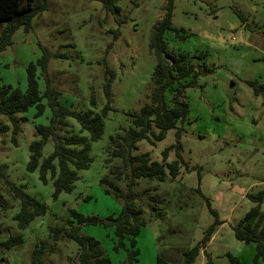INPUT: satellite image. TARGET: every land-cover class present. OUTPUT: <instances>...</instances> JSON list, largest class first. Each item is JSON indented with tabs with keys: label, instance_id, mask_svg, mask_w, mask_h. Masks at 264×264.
Returning a JSON list of instances; mask_svg holds the SVG:
<instances>
[{
	"label": "rangeland",
	"instance_id": "1",
	"mask_svg": "<svg viewBox=\"0 0 264 264\" xmlns=\"http://www.w3.org/2000/svg\"><path fill=\"white\" fill-rule=\"evenodd\" d=\"M41 5L30 19V30L18 28L0 53V87L11 84L24 89L26 65L45 50L60 55L49 57L45 73L37 68L40 91L49 79L61 91L62 104L100 112L107 103L109 84L111 108L103 118L100 138L89 142V166L78 171L70 192L61 191L56 198L49 174L45 183L39 169L26 167L29 144L38 138L35 124H47L50 109L37 117L34 106L17 113L16 133L8 117L0 114V125H8L0 131V165L15 185L45 206L43 214L20 228L13 218L19 199L0 177V264H32L33 250L41 243L43 264H76L77 243L67 238L53 241L50 236V228L66 225L67 219L78 225L80 234L98 241L109 264H188L185 252L202 241L214 221L218 224L210 240L189 264H208L207 256L216 264H229L230 256L235 264H264L261 258L254 260L255 243H244L233 232L256 204L248 195L264 189V0H116L110 7L99 0H42ZM168 6L172 28L163 32L166 49L204 53L191 60L209 70L185 90L188 112L180 132L169 129L163 139L150 143L148 138L153 140L157 132L152 126L148 138L138 140L131 151L160 161L162 150L177 144L168 161L177 155L181 159L175 178L134 180L135 202L145 220L136 236L134 256L128 238L114 248L113 226L77 224L71 210L106 220L122 208V199L105 192L100 178L121 163L117 158L106 165L111 137L134 127L131 114L150 101L156 65L150 38ZM6 23L0 21V33ZM171 94L166 91L167 101ZM67 121L70 132L88 137L77 120ZM53 150L49 138L40 161ZM128 179L117 181L123 193ZM154 194L162 200H152ZM260 210L264 213V195ZM17 235L18 243L3 245Z\"/></svg>",
	"mask_w": 264,
	"mask_h": 264
},
{
	"label": "trees",
	"instance_id": "2",
	"mask_svg": "<svg viewBox=\"0 0 264 264\" xmlns=\"http://www.w3.org/2000/svg\"><path fill=\"white\" fill-rule=\"evenodd\" d=\"M104 6L110 7L116 0H99ZM42 0H0V21H7L3 31L0 33V53L12 42L14 32L22 27L24 32L30 30V19L34 12L42 7ZM172 28L171 8L168 6L164 17L154 27L150 47L156 57V65L152 72L153 91L148 103L140 108L139 113L133 116L134 127H129L123 134H116L111 137L112 147L105 160L106 165L120 159V165L109 167L107 173L100 178V183L105 186V192L112 193L116 198L123 201L122 208L118 215L110 216L106 220L96 216H83L75 210L71 214L77 218V224H103L114 227V235L117 239L114 248L124 245V239L128 238L133 247L132 253L135 256L137 249L136 236L145 225L142 217V208L136 204V193L133 190L135 178L145 177L162 181L166 176L175 178L179 174L181 159L179 155L168 161V153L178 145H170L161 152V160L151 161L148 153L133 155L132 149L135 143L148 138V131L154 126L156 133L152 134L153 140L148 138L150 143L163 139L167 130L175 128L180 132V124L185 120L188 112V104L185 99V90L194 85L199 74L209 70L205 64L193 62L191 57L201 59L204 53L188 55L185 52H172L166 49L163 32ZM51 55L42 50L41 55L30 61L26 67V87L5 84L0 87V114L6 115L14 126V133L18 130L17 113H22L34 106V116H40L48 107L51 114L47 124H35V134L38 136L29 144V160L27 170L39 169V178L47 182V174L53 180L52 196L56 198L61 191L70 192L75 181L78 179V171L89 166L91 157L89 154V142L100 138L104 121L103 118L111 108L109 84L105 86L107 103L100 112L93 110L77 111L59 101L61 91L54 87L50 80L45 82V88L40 91L37 78V68L42 73L46 72V65ZM188 78L186 81H184ZM166 91H171V97L167 101ZM45 99V102H43ZM91 102L94 103L93 99ZM72 117L80 125V131H87L88 137L70 132L67 118ZM8 129L7 124L0 125V131ZM51 138L54 142L53 152L40 161L41 151L46 141ZM12 140L16 142L15 137ZM4 165H0V177L3 178L9 192L18 198L20 208L13 216L20 228H24L35 216L41 215L45 211V206L34 197L25 193L22 187L15 185L4 172ZM122 177L129 178L127 190L123 193L117 184ZM264 189L256 194H249L256 204L246 212L237 227H234V237L244 243H255L254 260L261 258L264 260V213L260 210L263 201ZM150 198L160 202L162 198L151 195ZM212 213L214 211L211 210ZM155 214L159 215L158 212ZM66 225L53 226L50 228V236L53 241L67 238L75 241L78 245L76 264H109V258L105 256L99 247L98 241L88 235L79 233V227L72 219L65 221ZM218 224L214 221L205 231L200 243L185 252L187 263H191L197 256L199 248L205 247L210 240L214 228ZM20 241V236H12L3 245L10 247ZM43 251V243L35 247L31 259L32 264H43L40 254ZM205 253V251H204ZM207 255V254H206ZM133 256V258H134ZM229 264H235V258L230 256ZM158 262H162L160 257ZM208 264H216L207 256Z\"/></svg>",
	"mask_w": 264,
	"mask_h": 264
}]
</instances>
